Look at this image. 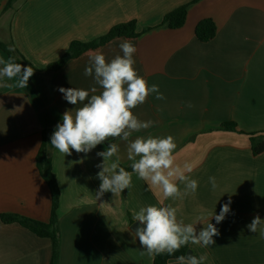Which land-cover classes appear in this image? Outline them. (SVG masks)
I'll use <instances>...</instances> for the list:
<instances>
[{"label":"crops","instance_id":"obj_1","mask_svg":"<svg viewBox=\"0 0 264 264\" xmlns=\"http://www.w3.org/2000/svg\"><path fill=\"white\" fill-rule=\"evenodd\" d=\"M8 1L0 0V41L21 54L34 75L27 88L13 86L18 78H0V215L50 220L51 193L36 165L44 135L61 195L57 258L52 259L49 238L0 218V264H154L155 256L146 254L132 230L141 207L171 205L178 221L187 224L201 214H219L229 200L224 221L210 220L220 232L215 244L189 243V248L197 257L207 256L204 264H264V234L247 229L256 215L264 220V152L253 154L249 136L264 135V0H19L4 11ZM183 5L187 18L181 28L163 24L166 14ZM205 19L215 23L217 32L201 42L195 30ZM130 21L136 22L137 37L114 38L58 71L45 69L73 41L90 42ZM124 40L137 49V74L149 87L158 85L164 96L156 99L152 93L132 110L141 121L156 123L130 140L174 138L176 163L190 164L186 175L198 181L195 193L182 200L164 199L135 173L129 189L96 199L97 165L103 161L97 152L108 145L65 156L51 145L64 112L82 107L69 104L58 89L95 86L99 94L94 78L84 75L89 57L99 52L110 62L123 55L119 45ZM0 59H9L1 49ZM225 123H235L237 131L225 130ZM113 143L120 166L131 167L128 142L115 138ZM210 177H215V190ZM195 227L198 233L204 225Z\"/></svg>","mask_w":264,"mask_h":264},{"label":"clouds","instance_id":"obj_2","mask_svg":"<svg viewBox=\"0 0 264 264\" xmlns=\"http://www.w3.org/2000/svg\"><path fill=\"white\" fill-rule=\"evenodd\" d=\"M119 47L123 55H117L110 62L99 52L89 57L84 75L94 78L95 84L102 89L99 94L95 86L89 90L74 87L58 89L69 104L79 103L82 107L64 112L62 123L56 125L51 135V145L64 156L71 155L73 150L87 154L109 138H119L128 142L127 159L132 161V172L120 166L119 147L116 143L110 144L105 151L97 152L103 161L97 165L101 169L97 174L101 183L96 199L106 192L117 195L129 189L132 174L135 173L150 188L158 190L164 199L182 200L195 193L198 181L186 175L192 171L190 164L185 163L181 167L176 163L174 138L171 135L138 136L130 140L134 132L153 127L156 123L152 120L141 121L132 110L143 104L152 93L156 94V99H164V96L159 92L158 85L149 87L147 81L137 74L133 58L136 47L127 40L122 41ZM12 50L9 48V51ZM0 65H3L0 78H18L14 87H28V81L34 75L31 66L24 67L15 63L12 57L7 61L0 59ZM113 157L115 160H112ZM177 182L184 185L183 191ZM209 182L215 190V177H210ZM230 205L231 200L221 207L219 214H201L195 223L187 224L178 221L177 208L171 205L164 206L161 202L160 205L141 207L133 216L134 221L139 222L134 237L150 257L164 253L172 255L189 243L210 247L215 244L213 237L220 235L219 229L210 220L214 218L216 224H220L230 213ZM197 223L204 225L198 233L195 227ZM247 229L252 233L259 229L264 234V220L256 215ZM206 260V255L197 257L187 254L178 256L176 264H204Z\"/></svg>","mask_w":264,"mask_h":264},{"label":"trees","instance_id":"obj_3","mask_svg":"<svg viewBox=\"0 0 264 264\" xmlns=\"http://www.w3.org/2000/svg\"><path fill=\"white\" fill-rule=\"evenodd\" d=\"M19 0H9L6 4L4 11L12 9L14 4ZM187 18V5L180 6L175 10L169 12L164 16L163 24H167L170 29L181 28ZM217 32V27L211 19H205L198 23L196 26L195 34L199 41L208 42L215 37ZM138 36L136 32V22L130 21L126 23H121L113 26L109 32L95 40L90 42L73 41L67 53L57 62L48 65L45 69L49 71L60 70L68 61L75 59L82 55L84 52L98 48L105 45L109 41L117 37L135 38ZM0 49L8 56V58H14L15 63H20L24 67L31 66L27 60L21 54H14L9 51L7 44L0 41ZM222 128L229 131H237V126L235 123H225ZM251 147L254 155H259L264 152V135L263 134H250ZM114 139H108L105 143L109 146L112 144ZM36 165L39 173L47 183L52 199L51 215L48 222L37 221L27 217L13 215V214H3L0 215L1 220L4 223H19L21 226L25 227L29 231L33 232L39 237L49 238L52 241V259L53 261L57 258L59 252V228H58V207L60 200V188L53 171V164L51 158L46 152V136L44 135L42 145L36 156ZM126 171H132L131 167H124ZM189 245L182 246L177 252L172 255L167 253L156 255L154 259V264H169L171 260L177 259L180 255H186L189 250Z\"/></svg>","mask_w":264,"mask_h":264},{"label":"water","instance_id":"obj_4","mask_svg":"<svg viewBox=\"0 0 264 264\" xmlns=\"http://www.w3.org/2000/svg\"><path fill=\"white\" fill-rule=\"evenodd\" d=\"M139 225V222H136V223H134L133 224V226H132V230L135 232V229H136V227ZM194 255L193 254V251L191 250V249H189L187 252H186V255Z\"/></svg>","mask_w":264,"mask_h":264}]
</instances>
